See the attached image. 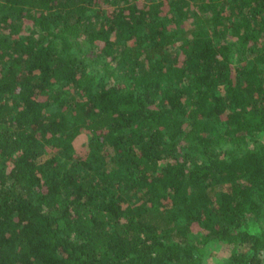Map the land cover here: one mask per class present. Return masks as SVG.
I'll use <instances>...</instances> for the list:
<instances>
[{
	"label": "trees",
	"instance_id": "1",
	"mask_svg": "<svg viewBox=\"0 0 264 264\" xmlns=\"http://www.w3.org/2000/svg\"><path fill=\"white\" fill-rule=\"evenodd\" d=\"M263 66L264 0H0V264H263Z\"/></svg>",
	"mask_w": 264,
	"mask_h": 264
},
{
	"label": "rangeland",
	"instance_id": "2",
	"mask_svg": "<svg viewBox=\"0 0 264 264\" xmlns=\"http://www.w3.org/2000/svg\"><path fill=\"white\" fill-rule=\"evenodd\" d=\"M140 2H142L145 5L150 4L153 0H139ZM189 19L188 21L185 23L183 29L181 32H183L185 30V28H187L189 26ZM187 26V27H186ZM209 30L212 32L213 30L217 31L218 37L223 34V28H216L215 26H212L209 28ZM216 35V33L212 34V36L214 37ZM216 40H218V38H216ZM77 48L81 49L82 52L84 53V56H88L90 54V52H94V50L88 48L87 46L83 45V44H77ZM178 48L179 46L177 44H175L174 46H170L168 47L166 50H164L162 56H160L161 58H171V56H173L174 54H176L178 52ZM88 58V57H87ZM264 69V66L262 67ZM90 73L92 74V76L94 77L93 82L95 84L97 83H118L119 81H121V77L122 74L121 72L118 70V67L114 64L108 63V64H94L91 65L90 69H89ZM89 142V136L82 134L80 136H78L72 143L73 148L78 152L79 155H84V153L86 152L87 148V144ZM260 228H264V225L262 223H254L253 226L251 227V231L253 232H258L260 230ZM193 238H197V236H195V234L192 236ZM229 248L226 245L223 244H217V243H212L208 246V248L204 251L203 254V264H222V262L224 261L225 258L228 257L229 255ZM264 264V262H263Z\"/></svg>",
	"mask_w": 264,
	"mask_h": 264
}]
</instances>
